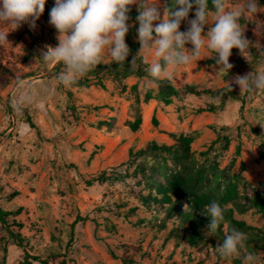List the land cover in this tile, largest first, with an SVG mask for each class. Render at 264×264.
<instances>
[{"label":"rangeland","instance_id":"rangeland-1","mask_svg":"<svg viewBox=\"0 0 264 264\" xmlns=\"http://www.w3.org/2000/svg\"><path fill=\"white\" fill-rule=\"evenodd\" d=\"M166 3L156 0L161 17ZM243 3L228 0V7ZM54 5L46 0L34 30L0 24L11 31L9 42L0 44V209L10 212L9 229L22 238L16 245L0 223V264H122L111 250L118 257L125 253L131 264H244L249 252L264 264V214L249 204L254 187L264 185V91L243 93L234 83L236 76L264 68V0L258 13L240 19L250 43L242 54L232 50L231 71H221L215 54L203 50L198 61L165 79L175 88L193 89L170 104L146 98L160 84L147 71L153 57L146 62L137 53V35L132 41L141 62L135 67L147 73L113 70L114 60L105 53L73 86L59 84L63 64L39 58L45 45H58L49 23ZM194 18L195 8L188 19ZM187 28L183 21L180 30ZM18 79L35 94L19 112L13 105ZM137 116L141 123L133 131L129 126ZM182 137L190 139L189 152L178 161L174 153ZM152 143L166 147L150 151ZM177 173L191 177V190L212 195L255 227L240 230L248 239L239 255L220 256L218 238L214 247L190 246L180 233L179 211L191 209V196L164 202L159 190ZM229 186L234 199L221 203ZM227 226L224 221V233Z\"/></svg>","mask_w":264,"mask_h":264},{"label":"clouds","instance_id":"clouds-1","mask_svg":"<svg viewBox=\"0 0 264 264\" xmlns=\"http://www.w3.org/2000/svg\"><path fill=\"white\" fill-rule=\"evenodd\" d=\"M45 4L46 0H0V24L9 25L12 31L28 24L34 30ZM131 5H137L139 13L137 53L143 54L146 62L148 57H153L147 71L154 81L171 80L177 70L198 61L203 50L215 54L221 71H231L232 50L239 49L242 54L250 43L240 19L253 16L260 9L259 0H244L242 5L232 8L228 7V0H172L171 7L166 6L161 17L156 0H55L49 23L57 31L58 45H45L46 50L39 58L45 64H63L57 75L59 84L73 86L102 62L105 53L117 63L127 60L130 48L125 37L129 32ZM193 8L195 18L188 19ZM183 21L188 24L185 31L180 30ZM10 32L0 30V44L9 42ZM234 83L243 93L264 91V68L238 75ZM17 84L19 91L13 105L19 112L35 94L22 80L18 79ZM184 207L186 210L188 205ZM203 210L211 217L208 231L215 233L225 219V209L212 201ZM247 239L246 233L233 227L216 251L226 259L237 256L246 248ZM258 261L255 253L249 252L244 257V264H258Z\"/></svg>","mask_w":264,"mask_h":264},{"label":"trees","instance_id":"trees-1","mask_svg":"<svg viewBox=\"0 0 264 264\" xmlns=\"http://www.w3.org/2000/svg\"><path fill=\"white\" fill-rule=\"evenodd\" d=\"M168 7H171L172 0H167L166 3ZM130 15L129 22H134L136 21V17L138 16V11L135 10H130L128 13ZM139 26L136 25L135 27H129V32L126 35V39L129 41V48H130V54H134L137 51L138 44L134 41H132V38L137 35V28ZM155 35V34H154ZM133 56V57H134ZM133 57H128L127 60L117 63L115 61H112L110 63V67L113 70H121L126 74H137V75H143L147 73L146 70H143L142 67L138 66L135 67V63H140L141 62V57L140 56H135V59L133 60ZM141 66H147L146 63H142ZM160 84V90L158 93L154 96L151 95V93H146V98H152L154 97L155 99L163 102L164 104H170L172 101L173 96H177L178 94L182 92H193L192 88L189 89H178L173 86L170 81L161 79V80H156ZM220 92V91H219ZM223 93H228V94H235V91L228 89V88H223L222 89ZM153 122H156L155 119H153ZM141 123V118L137 116L133 122L130 123L129 128L131 130H136ZM101 124V123H100ZM189 143L190 139L186 137H182L181 142L179 144V152L174 153V157L179 161V160H184L188 156L189 152ZM166 146H159L154 143L151 144L149 147L150 151H157L160 149H163ZM144 152V151H142ZM169 182L164 183L159 187L160 193L163 195V201L164 202H171L172 197H174L176 200L184 197L186 194L189 193L191 196L190 198V206L191 209L188 211H179V217L181 218L183 222V227H180V233L186 234L187 240L190 244V246L194 247H201L205 248L206 244H210V246L214 247V238H218L219 241L222 243L224 238L226 237V234L229 233V230L231 228H237L239 230L243 231H252L255 229V227L247 224L244 220L242 219H236L233 214V209L232 208H226L224 211V216L225 219L224 221L227 222L228 226L226 229V233H224L221 229V225L218 227L215 233L209 232L208 231V224L211 222V217L208 216L204 212V206L208 205L210 202L214 201V197L209 194L205 193H197V190L193 191L190 188L193 187L191 184V177L187 175H182L181 173L174 174L171 179L168 180ZM234 192L235 188L233 186L227 187L225 195L220 199L221 203H225L227 201L233 200L234 199ZM249 204L256 207L257 210L261 213L264 214V185H260L257 187H254L253 189V198L250 199ZM169 211L171 213L173 211H176L175 205L171 203ZM168 211V212H169ZM202 212V213H201ZM9 211H5L0 209V223L5 226V230L7 231L8 235L10 238L13 239L16 245L21 246L22 244V238L20 236V233L14 232L9 229V223L6 220V216L9 214ZM203 214V215H202ZM20 226V225H19ZM260 234L262 237H264V230L260 231ZM208 250L212 251V248H209ZM4 252L5 247H4ZM111 256L115 258H120L122 264H131L130 259H128L127 255L125 253H122L120 257H118L114 251H110ZM3 259L5 257L3 256Z\"/></svg>","mask_w":264,"mask_h":264}]
</instances>
